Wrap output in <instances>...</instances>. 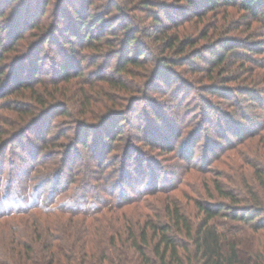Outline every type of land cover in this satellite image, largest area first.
<instances>
[{"label":"trees","instance_id":"obj_1","mask_svg":"<svg viewBox=\"0 0 264 264\" xmlns=\"http://www.w3.org/2000/svg\"><path fill=\"white\" fill-rule=\"evenodd\" d=\"M179 1L185 2L188 11L191 10L190 15H199L195 20L197 24L192 25L191 29H186V33L183 31V36H180L175 30L181 18L168 12L169 4L161 5L162 8H167L161 16L160 9L155 8L158 7L159 0L135 1L137 7L142 11L141 13L150 17L149 24H141L140 17L127 19L123 8L114 0H110L108 12L117 10L113 13L117 16L118 24L116 26L109 25L108 17L97 12L91 13L84 6L82 8L73 7L74 19H70L72 23L69 22L57 29L60 36H53L40 25L31 23L30 27L39 30L36 35L38 38L29 45L28 52L19 58L21 60H18L14 68L7 74L4 83L5 89L13 92L24 89L35 91L33 83L44 81L41 78L32 81L33 77H37L38 63L41 59L39 49H42L46 43H55L57 37L64 38L68 33L72 35V38L77 37L81 42H86L88 47L96 50L95 57L98 59L103 54L106 55L105 60L111 57L109 62L112 58L117 57L113 67L109 68L111 70L109 74L116 71L135 76V70L147 69L152 64L150 72L147 76H143L150 82L149 90L158 86L155 81L164 77L168 72L169 65L176 64L177 60H182L184 63L192 61L190 54H194L196 47L200 46L198 43L204 39L208 44L203 47L209 46L210 48L203 50L204 52H201L197 58L201 57L205 60L204 54L211 52V56L207 60L210 62L209 71L210 73L213 71L216 74L220 73L219 77H221L222 73L227 70L228 56L233 58L236 56L234 59L237 61L240 59V53L234 50L233 45L227 46L222 51L220 48L224 47L230 38L218 36L221 32L210 33L209 29L204 31L199 29L198 26L201 22L206 24L203 17L207 12L192 14L195 9L192 6L193 0ZM203 1L205 2L203 5L209 11H215L221 7L223 8L221 11L230 6L237 7L245 14L254 15L256 19L263 20H260V25L264 29V9L258 8V0ZM25 3V0H21L19 5L21 11L16 18L17 28L23 17ZM176 11L177 9H175ZM182 11L180 12L184 16L185 8ZM3 15L4 12L1 11L0 19ZM243 17L245 16L242 15ZM65 21L69 20L66 18ZM6 27L8 28V26L0 24V32L4 31ZM94 28H97L96 33L93 31ZM7 33L8 36L10 35L8 40L11 41L6 50L11 51L15 49V43H18L24 35L18 29L15 31L10 29ZM138 35L152 37L155 42L162 43L164 50L167 49L173 54L183 53L185 48L189 49V54H186L182 59L166 55L153 58L151 48L145 45ZM101 41L105 44H102ZM261 47V50L264 51V41ZM247 48L251 51L255 50L252 47ZM70 49V51L74 50ZM195 52L197 53V51ZM2 56L0 53V58ZM27 61L31 64L29 69L33 75L23 79V73L26 71L24 64ZM240 66H243V63H240ZM53 72L55 74L51 80L54 82L53 85L57 86L59 83H66L65 86L69 85L73 77L81 78L84 75L80 62L72 57L65 58V61L58 64ZM0 73L6 74V71L0 67ZM96 73L91 72L88 80H107L119 89L125 85L122 78L116 80L110 75L103 78ZM210 80L213 81L212 84L215 83L214 76H210ZM89 82L92 83L91 80ZM90 83L88 84L91 85ZM207 87L211 89L217 87V91L225 94L233 93V90L225 84L215 83V85ZM242 87H238L237 91L244 89L243 93L258 98V94H260L258 89L248 87V84ZM66 89L69 90V86L62 90L56 88L50 95L54 102L50 101L49 105L46 104V100H43L42 96H34L37 99L38 107L35 110H28L30 117L28 116L18 128L14 129L15 134L34 126L36 122L37 124H47L46 118L55 111L62 115H73L74 131L72 135L66 134L64 137L67 140L71 137L76 143L83 145L86 144L88 133L96 131V128L103 129L104 138L109 142L117 141L119 139L117 137H121L125 128L132 126L138 131L141 130L142 125H131L125 116L126 113L121 112L126 107V103L118 106L116 102H113V105H109L103 110H96L95 106L91 108L90 101L93 96L91 95V97L90 93L86 92L85 87L79 88V100H76L79 103H77L79 108L73 112L72 106L66 101L70 99L66 94ZM234 91L236 92V90ZM57 95L60 96L57 97ZM99 103L101 106L105 105L102 100ZM16 104L19 106V103ZM201 105L202 107H212L209 100L203 98ZM262 111H264V105ZM156 112L154 110V113ZM153 115L156 117V114ZM240 115L243 118L246 117L245 113ZM117 117H120L121 122L115 120ZM251 122L252 126L244 122L240 124L242 133L237 136L238 143L247 140L243 136L241 137L244 132L249 133V138H251L264 129V119H261L260 122H255V120ZM250 127L254 128L251 132ZM81 134L85 135V138H81ZM127 134L132 136L130 132ZM143 134L145 138L150 136L151 139H146L149 140V144L159 140V138H154L157 134H151L148 129L143 130ZM61 135L64 133L62 132ZM3 145L5 142L1 140L0 147ZM64 145L65 153L50 162L51 165L45 172H42L37 165L31 170L33 172L27 180L26 188H24L25 185L22 188L17 181L14 182L13 176L16 172L12 170L11 182L4 187L0 195V264H264V167L253 165L249 160L244 159L253 169L252 174L262 194L254 190L253 184H248V182H245L244 186L233 187V190L223 187V183L217 180L214 188L222 200L196 201L195 207L198 212L202 213L196 226L192 225L190 218L181 212L176 204L173 205L172 201L167 200L168 196L165 197L167 201L162 202L163 216L167 217V220L154 222L149 216L154 217L157 213L138 215L139 212L134 211L132 215H129L128 208L124 209V207L128 203L143 202L147 207L153 208L152 202L146 197L155 195L157 192L166 194L164 193L165 189H158L155 185L148 192L136 189L137 194L129 196L127 190L121 187L123 185L121 180H123L125 172L123 168L114 178L117 168L107 171L106 169L109 168L103 160L97 161L96 169L87 164H81L82 168L70 173L68 170L74 167V161L69 160L74 146L72 147L68 143ZM94 150L98 151L95 145ZM128 155L125 154V157L128 158ZM140 156L138 158L142 162L143 159ZM187 160L189 161L187 169L198 168L193 166L195 163L190 161L191 157H188ZM65 172H68L67 177H65ZM92 172L98 174L96 183H92V178L89 177ZM239 195L241 198L238 197ZM223 199H230V202L227 204ZM222 218H228L229 223L222 221ZM249 231L255 236L254 245L251 248L244 247L242 244L243 234L241 233ZM258 232L262 234L259 238L256 237ZM185 238L190 244H186Z\"/></svg>","mask_w":264,"mask_h":264},{"label":"rangeland","instance_id":"obj_2","mask_svg":"<svg viewBox=\"0 0 264 264\" xmlns=\"http://www.w3.org/2000/svg\"><path fill=\"white\" fill-rule=\"evenodd\" d=\"M114 1H117L123 8L127 19L140 17L141 24L150 23V17L141 13L142 11L135 4L136 0ZM20 2L19 0H0V12H4L0 24L8 26L0 32V53L3 55L0 58V67L6 71V74L0 73V146L1 140L5 142V145L0 147L2 152L0 155V195L4 187L11 182L10 174L14 170L16 172L13 176L14 182L17 181L20 187L23 188L25 185L24 188H26L27 180L33 172L31 170L37 165L42 172H45L51 165L50 162L65 153L64 144L67 143L74 146L69 159L74 161V167L68 170L70 173L82 168L81 164H87L96 169L97 161L103 160L109 168L106 169L107 171L117 168L114 178L123 168L125 172L123 180H121L123 183L121 187L127 190L129 196H133L134 193L136 195V189L148 192L155 185L158 189H165L164 193L166 194L157 192L155 195L146 197L152 202L153 208L147 207L143 202L128 203L124 207V209L128 208L129 215H132L134 211H138V215L157 213L154 217L149 216L154 222L167 220V217L163 216L162 202L169 200L190 218L193 226H196L202 213L198 212L195 202L222 200L214 188L217 180L223 183V187L233 190V187L244 186L245 182H248V184H253L254 190L262 194L252 174L253 169L244 159L249 160L253 165L264 167V129L251 138H249V133L244 132L241 137L243 136L247 140L242 143H238L237 140V136L242 133L240 124L244 122L251 125V121L260 122L261 119H264V111H262L264 105V51L261 50L264 29L260 25L261 19H256L254 15L245 14L239 8L231 6L223 11H221L222 7L215 11H209L203 5L205 4L203 0H193L192 6L195 9L192 14L207 12V15L205 14L203 17L206 24L201 22L198 26L199 29L201 28L202 31L209 29L210 33L221 32L218 36L230 39L220 49L223 51L227 46L233 45L234 50L240 53V59L237 61L234 59L236 56L234 58L228 56L227 70L222 73L221 77H219L220 73L216 74L214 71L210 73L209 71L210 62L207 60L211 56V52L204 54L205 60L201 57L197 58L206 48H210L209 46L203 47L208 44L204 39L198 43L200 46L196 47L197 53L194 51L193 55L190 54L192 61L184 63L182 60H177L176 64L169 65L168 72L164 77L155 81L158 86L149 90L150 82L143 76H147L152 64L147 69L135 70V76L116 71L109 74L117 57L112 58L109 62L111 57L105 60L106 55L103 54L98 59L95 57L96 50L88 47L86 42H81L77 37L72 38V35L68 33L64 38L57 37L55 43H46L42 49H39L41 59L38 63L37 77H33L32 81L36 78L44 79V81L33 83L35 91L24 89L13 92L5 89L4 83L7 74L17 64L19 58L28 52L29 45L38 38L36 35L39 30L30 27L31 23L40 25L53 36H60L57 29L71 22L70 19H74L73 7L82 8L84 6L91 13L97 12L108 17L109 25L116 26L118 24L117 16L113 14L117 10L108 12L110 0H25V10L20 20V26L17 28L16 18L21 11ZM163 4H169L168 12L181 18L180 23L175 27L180 36H183L184 32L186 33V29H191L192 25L197 24L195 20L199 15H190L191 10L188 11L185 2L159 0L158 7L155 8L160 9L161 16H163L164 10H167L166 7H161ZM184 8L186 14L182 16L180 11ZM188 8L190 7L188 6ZM258 8L264 9V0H258ZM175 9H177V13ZM242 15L245 17L242 18ZM65 17L69 20L68 22L65 21ZM10 29H14V31L18 29L24 35L18 43H15V49L11 51L6 50L11 41L8 40L10 35L8 36L7 33ZM96 29L93 30L95 33ZM190 33L192 34L191 31ZM138 36L145 45L151 48L153 58L166 55L182 59L186 54H189V49L186 48L183 53L173 54L167 49L164 50L162 43L155 42L152 37ZM102 44L105 43L102 42ZM247 47L254 48L255 52ZM70 48L74 50L70 51ZM103 49H105L104 46ZM69 57L80 62L84 75L81 78L73 77L71 84L66 86V83H59L58 86L53 85L54 82L51 80L55 74L53 69ZM94 61L95 63H93ZM240 63H243V66H240ZM30 67L31 64L27 61L24 64L26 71L23 73V79L33 75L30 72ZM71 70L73 71V68ZM91 72H97L96 74L103 78H107L106 76L109 75L116 80L122 78L125 85L119 89L107 80L90 79L92 82L90 83L88 79ZM210 76H214V81L218 85L229 86L233 93L225 94L217 91V87L216 89L207 87L215 85V83L212 84ZM247 84L248 87H255L259 90L258 98L243 93L244 89L237 91L238 87L247 86ZM67 86H69V90L66 89V94L70 99L65 100L72 106L73 112L79 108V103L76 101L79 100V88L85 87L86 92L93 96L90 101L91 108L95 106L96 110H103L107 106L113 105V102H116L118 106L126 103V107L121 112L126 113L125 116L131 125H142L141 130L138 131L132 126L125 128L121 137H117L118 140L116 138L117 141L109 142L104 138L103 129L96 128V131L88 133L86 144L83 145L76 143L71 137L68 140L64 137L66 134L72 135L74 131L73 115H62L55 111L46 118L47 124H37L36 122L34 126L15 134L14 129L28 118V110H35L38 107L37 99L34 96H42L43 100H46V104L49 105L50 101L54 102V99L50 97L52 92L56 88L62 90ZM202 98L208 99L212 107H202ZM101 100L106 106L100 105ZM16 103H19V106ZM154 110L157 112L154 113ZM243 113L246 115L244 118L240 115ZM153 114H156V117H153ZM119 118L117 117L115 120L121 122ZM250 128L251 132L254 128ZM145 129H148L151 134H157L154 138H159V140L149 144V140L146 139L151 138L150 136L145 138L143 134ZM62 132L64 135H61ZM128 132L132 136H128ZM81 135V138H85V135ZM94 145L98 149L97 152L94 150ZM125 154H129V157L126 158ZM138 156L143 159L142 162ZM188 157H191L190 161L195 163L193 166L198 167L197 169H187L189 166ZM9 171L11 172L9 173ZM68 172H65V177ZM97 176L96 172L89 174L92 183L97 182ZM172 187L174 189H171ZM166 196H168L167 200ZM238 197L241 198V195ZM223 201L228 204L230 199H223ZM227 219L222 218L221 220L229 223ZM241 234H243L242 244L244 247L251 248L254 245V234L250 231ZM261 235V232H258L256 237L259 238ZM185 240L186 244H190L187 238Z\"/></svg>","mask_w":264,"mask_h":264}]
</instances>
